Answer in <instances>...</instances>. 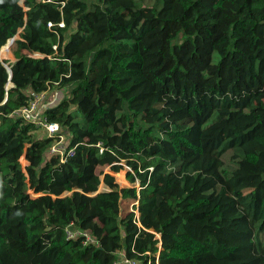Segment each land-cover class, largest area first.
<instances>
[{
  "label": "trees",
  "instance_id": "obj_1",
  "mask_svg": "<svg viewBox=\"0 0 264 264\" xmlns=\"http://www.w3.org/2000/svg\"><path fill=\"white\" fill-rule=\"evenodd\" d=\"M64 1L0 0V264H264V0Z\"/></svg>",
  "mask_w": 264,
  "mask_h": 264
},
{
  "label": "built area",
  "instance_id": "obj_2",
  "mask_svg": "<svg viewBox=\"0 0 264 264\" xmlns=\"http://www.w3.org/2000/svg\"><path fill=\"white\" fill-rule=\"evenodd\" d=\"M45 2H57L61 7L64 5V0H42ZM62 25V23L60 24ZM55 47V46H54ZM58 85L57 81L46 82V88L41 92L29 91L27 104L21 106L15 110V115L20 117L24 122L30 123L35 127V129H41L44 135L55 136L54 141L51 144L50 151L58 153L60 160H65L67 156L74 154V147L67 145V138L61 133L60 125L56 121H50L43 113L44 108L49 105L50 102L55 98L51 96L54 93L56 95V90H53ZM53 91V92H52ZM49 94V95H48ZM65 140V141H64ZM137 205V201H135ZM131 209L138 215V209L135 206ZM65 232L68 237L74 238L77 236H83L84 242L92 240L91 233L80 227L69 223L65 227ZM159 237V235H157ZM158 242V246H159ZM147 257L142 260L137 257H129L123 251L118 252V258L114 261V264H159V250L154 254L150 251L145 252Z\"/></svg>",
  "mask_w": 264,
  "mask_h": 264
},
{
  "label": "rangeland",
  "instance_id": "obj_3",
  "mask_svg": "<svg viewBox=\"0 0 264 264\" xmlns=\"http://www.w3.org/2000/svg\"><path fill=\"white\" fill-rule=\"evenodd\" d=\"M87 1H90V0H87ZM157 0H138L137 1V4L138 5H140V6H144V5H151V4H153V3H155ZM15 37H18V35H16ZM0 58H2L3 59V57H1L0 56ZM15 58V57H14ZM13 58V59H14ZM7 59H9V60H13V59H10V58H7ZM53 90H56V95H54V93L53 94H51V96L52 97H54L55 96V98L53 99V101L52 102H50L49 103V106H53V105H55L56 103H58L62 98H64V96L66 95L65 93L67 92L66 91V88L65 87H61V88H58V87H55ZM53 92V91H52ZM49 95V94H48ZM36 133L38 134V135H44V132L41 130V129H37L36 130ZM65 141V140H64ZM24 163V161H23V159H22V164ZM25 165V164H24ZM128 169V167L125 165L124 166V168L121 170V172H122V174H123V177L125 178V180L123 181V180H118L117 178H116V174L114 173V172H111L113 175H114V178H115V181H117L118 183H119V185L120 186H123V187H128V186H131L132 185V183L131 182H129V180L127 179V177L125 176V174H126V170ZM109 170V168L108 167H106L105 168V171H108ZM24 181H26V179L24 180ZM23 181V187H22V189L24 190V191H29V192H31L32 190L30 189V188H28V186H27V184H25V182ZM105 189H107V187L103 184V183H101L100 185H99V190H105ZM133 208H135V207H133Z\"/></svg>",
  "mask_w": 264,
  "mask_h": 264
},
{
  "label": "water",
  "instance_id": "obj_4",
  "mask_svg": "<svg viewBox=\"0 0 264 264\" xmlns=\"http://www.w3.org/2000/svg\"><path fill=\"white\" fill-rule=\"evenodd\" d=\"M15 36H13V37H11V38L8 39V41H9V48H10V45H11L12 41L14 40ZM3 58H7V57H3ZM7 83H8V85L6 86V88H8L11 85V71L10 70H9V77H8V82Z\"/></svg>",
  "mask_w": 264,
  "mask_h": 264
},
{
  "label": "crops",
  "instance_id": "obj_5",
  "mask_svg": "<svg viewBox=\"0 0 264 264\" xmlns=\"http://www.w3.org/2000/svg\"><path fill=\"white\" fill-rule=\"evenodd\" d=\"M11 53V52H10ZM12 59H13V57H12Z\"/></svg>",
  "mask_w": 264,
  "mask_h": 264
}]
</instances>
